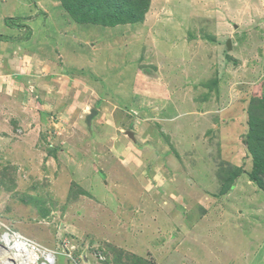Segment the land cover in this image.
<instances>
[{
	"label": "rangeland",
	"instance_id": "obj_1",
	"mask_svg": "<svg viewBox=\"0 0 264 264\" xmlns=\"http://www.w3.org/2000/svg\"><path fill=\"white\" fill-rule=\"evenodd\" d=\"M5 232L51 264H264V0H0Z\"/></svg>",
	"mask_w": 264,
	"mask_h": 264
},
{
	"label": "built area",
	"instance_id": "obj_2",
	"mask_svg": "<svg viewBox=\"0 0 264 264\" xmlns=\"http://www.w3.org/2000/svg\"><path fill=\"white\" fill-rule=\"evenodd\" d=\"M7 234L10 251L9 255L15 256L14 253L17 254V258L21 257V264H51L53 263L49 259L51 258L53 252L50 249H43V247L34 244L30 240H27L24 236L17 233H2L0 234V243H2V236ZM43 258V259H41ZM40 262L38 263V261Z\"/></svg>",
	"mask_w": 264,
	"mask_h": 264
},
{
	"label": "bare ground",
	"instance_id": "obj_3",
	"mask_svg": "<svg viewBox=\"0 0 264 264\" xmlns=\"http://www.w3.org/2000/svg\"><path fill=\"white\" fill-rule=\"evenodd\" d=\"M6 235L7 234H4L2 236L3 241H2V243H0V264H21L22 260H21L20 256L17 258L16 253H14L15 256L9 255L10 244H9V240L7 239L8 236H6ZM49 259H51V258L49 257ZM51 262H52V260H51Z\"/></svg>",
	"mask_w": 264,
	"mask_h": 264
},
{
	"label": "trees",
	"instance_id": "obj_4",
	"mask_svg": "<svg viewBox=\"0 0 264 264\" xmlns=\"http://www.w3.org/2000/svg\"><path fill=\"white\" fill-rule=\"evenodd\" d=\"M63 6H65V7L67 8V10H70V12H72V13H71L72 15H74V14L76 13L73 9H71L70 6H68V5H66V4H64ZM94 20H96V19H94Z\"/></svg>",
	"mask_w": 264,
	"mask_h": 264
},
{
	"label": "water",
	"instance_id": "obj_5",
	"mask_svg": "<svg viewBox=\"0 0 264 264\" xmlns=\"http://www.w3.org/2000/svg\"><path fill=\"white\" fill-rule=\"evenodd\" d=\"M227 45L230 46L229 42L227 43ZM90 114H92V112ZM128 134H130V133H128ZM131 136H133V135L131 134Z\"/></svg>",
	"mask_w": 264,
	"mask_h": 264
},
{
	"label": "crops",
	"instance_id": "obj_6",
	"mask_svg": "<svg viewBox=\"0 0 264 264\" xmlns=\"http://www.w3.org/2000/svg\"><path fill=\"white\" fill-rule=\"evenodd\" d=\"M55 20L57 21V19L55 18Z\"/></svg>",
	"mask_w": 264,
	"mask_h": 264
}]
</instances>
